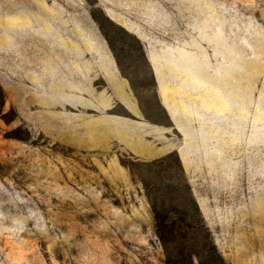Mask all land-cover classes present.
<instances>
[{"label": "rangeland", "instance_id": "rangeland-1", "mask_svg": "<svg viewBox=\"0 0 264 264\" xmlns=\"http://www.w3.org/2000/svg\"><path fill=\"white\" fill-rule=\"evenodd\" d=\"M264 264V0H0V264Z\"/></svg>", "mask_w": 264, "mask_h": 264}, {"label": "trees", "instance_id": "trees-1", "mask_svg": "<svg viewBox=\"0 0 264 264\" xmlns=\"http://www.w3.org/2000/svg\"><path fill=\"white\" fill-rule=\"evenodd\" d=\"M197 262L198 264H216L217 261L215 257L210 256V254H205L203 256H197Z\"/></svg>", "mask_w": 264, "mask_h": 264}]
</instances>
